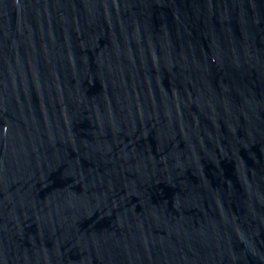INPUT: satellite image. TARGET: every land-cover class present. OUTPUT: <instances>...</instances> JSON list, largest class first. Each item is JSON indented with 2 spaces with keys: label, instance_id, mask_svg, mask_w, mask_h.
<instances>
[{
  "label": "water",
  "instance_id": "water-1",
  "mask_svg": "<svg viewBox=\"0 0 264 264\" xmlns=\"http://www.w3.org/2000/svg\"><path fill=\"white\" fill-rule=\"evenodd\" d=\"M0 264H264V0H0Z\"/></svg>",
  "mask_w": 264,
  "mask_h": 264
}]
</instances>
